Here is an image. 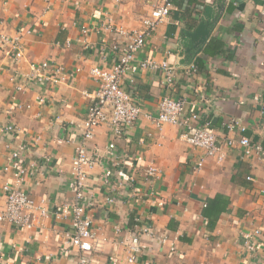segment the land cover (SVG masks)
Returning <instances> with one entry per match:
<instances>
[{
	"label": "crops",
	"instance_id": "0c3cea01",
	"mask_svg": "<svg viewBox=\"0 0 264 264\" xmlns=\"http://www.w3.org/2000/svg\"><path fill=\"white\" fill-rule=\"evenodd\" d=\"M43 1L0 0V33L12 36L32 26L35 30L22 40L23 60L13 62L0 51V124H13L19 131L0 136V212L5 207L1 186L14 182L6 171V145L16 142L27 146V172L20 189L44 200L49 209V216L31 229L2 225L0 264H77L79 252L68 244L70 216L64 214L73 200L70 164L80 139L72 127L82 123L93 101L82 96L97 87L90 69H110L117 56L115 42L123 45L102 26L138 30L157 3L53 0L51 11L41 16ZM200 25L209 34L203 45L195 35ZM83 28L89 30L86 36ZM138 59L167 61L175 68L174 85L167 89L159 71H142L132 82L124 78L122 89L143 115L121 137L112 139L103 125L87 142L88 152L100 158L87 182L97 247L81 254L90 264H110L111 257L123 261L125 240L138 219L139 225L151 226L155 238H143L135 264H264V245L258 243L255 252L248 253L241 238L253 229L264 230V155L244 156L239 147H223L221 161L207 158L185 142L183 127L164 125L157 130L145 116H156L164 96L183 98L186 110H199L218 137L237 139V133L224 126L234 120L264 149V0H177ZM46 61L80 72L56 87L24 82L29 63ZM13 76L24 84L23 90L15 91ZM111 141L121 180L134 179V190L104 184L103 159ZM136 155L142 161H134ZM148 166L159 170L150 183L144 175ZM149 188L153 198H146ZM218 196L224 199L220 206H227L211 223L203 211L207 200ZM108 198L114 202L107 203ZM162 234L168 239L164 244L159 241ZM64 248L69 253L61 256Z\"/></svg>",
	"mask_w": 264,
	"mask_h": 264
},
{
	"label": "built area",
	"instance_id": "2783aa9c",
	"mask_svg": "<svg viewBox=\"0 0 264 264\" xmlns=\"http://www.w3.org/2000/svg\"><path fill=\"white\" fill-rule=\"evenodd\" d=\"M53 0H44V8L41 16L52 9ZM177 0H157L156 5L150 12V15L142 19L141 28L138 30H125L118 26L110 24L102 26L103 31H108L114 37V40H123V45L115 42L113 49L116 51V59L110 69L104 70L97 67L90 69V76L97 83L96 89L92 93L83 92L82 96L91 97L92 103L88 106L86 117L81 124L72 128L78 134L79 143L74 150V155L70 164V179L73 200L64 214L70 216V233L68 235V244L72 249L79 252L77 264H90L89 259L81 253H90L96 249L93 245L95 235L92 230V219L88 212L92 206L91 199L87 196L88 179L91 170L99 164L98 154H90L86 144L94 136L97 127L106 126L111 134V138L121 137L125 129L132 126L143 115V111L137 106L131 94L125 92L121 87V82L128 77L132 82L133 78L142 71H159L163 77V84L167 89L174 85L175 68L167 61L159 63L148 60L138 59L140 51L144 48L147 39L156 31L158 25L169 16L173 3ZM3 21L0 20V28ZM37 25V24H35ZM34 27L18 29L14 35L0 33V51L5 58L13 62H19L24 59V49L22 40L25 36L34 32ZM82 35L89 33L88 29L81 30ZM196 71V67H191ZM80 69L67 71L61 66L54 65L46 61L41 63H29L28 73L22 75L24 82L35 83L56 87L73 81L75 74ZM15 82V91L24 89L22 82L18 83L15 76L11 78ZM187 100L183 98L174 99L164 96L158 103L157 114L152 116L145 115L155 126L161 130L164 125L180 126L184 128L183 138L185 142L193 148L201 150L207 158L221 161L223 147L242 149L244 156H263L264 149L251 139L244 135L246 128L237 121L231 120L224 126L228 132L235 131L237 139H222L211 129L210 122L203 121L199 110H186ZM18 129L13 124H0V136L10 137L18 134ZM9 148L8 166L13 177V183H5L1 186V192L5 196V207L0 212V228L3 224H8L20 229H31L38 220H43L49 216V209L44 200L37 201L28 196L20 185L26 175V168L23 163V154L27 146L23 143L7 144ZM115 144L111 141L106 149L104 157L107 165L104 169L102 178L104 184L115 189H122L124 186L132 187L134 179L127 178L122 182L121 171L116 169L118 165L115 161ZM136 162L142 161L141 156L133 157ZM201 165V161L198 162ZM146 182L155 180L159 175V170L154 166H148L144 171ZM148 197L153 198L154 191L149 188L146 192ZM107 203H113V198L106 199ZM132 231L125 240L126 257L120 261L116 257L110 258V264H135L137 258L142 252L143 238H155V231L149 224L135 220ZM117 233L121 232L119 226L114 227ZM243 248L248 253H254L257 244L264 245V230L260 228L253 229L250 232L243 233ZM159 241L164 244L168 241L166 235L159 236ZM67 249L61 250V256L68 254ZM52 264H56L53 261Z\"/></svg>",
	"mask_w": 264,
	"mask_h": 264
},
{
	"label": "trees",
	"instance_id": "16d2710c",
	"mask_svg": "<svg viewBox=\"0 0 264 264\" xmlns=\"http://www.w3.org/2000/svg\"><path fill=\"white\" fill-rule=\"evenodd\" d=\"M223 201L224 199L222 196H218L213 200H207L205 209L203 211V216L211 223L215 222L220 216L221 212L225 210V205L227 206V204L220 206V203H223Z\"/></svg>",
	"mask_w": 264,
	"mask_h": 264
},
{
	"label": "water",
	"instance_id": "95a60500",
	"mask_svg": "<svg viewBox=\"0 0 264 264\" xmlns=\"http://www.w3.org/2000/svg\"><path fill=\"white\" fill-rule=\"evenodd\" d=\"M203 29H204L203 25H200L198 27V29L196 30V32H195L196 36L201 37V40L199 41L200 45H203L206 42V40L208 39V35H209L208 32L207 31H203Z\"/></svg>",
	"mask_w": 264,
	"mask_h": 264
}]
</instances>
